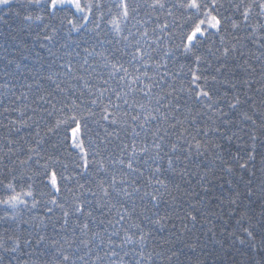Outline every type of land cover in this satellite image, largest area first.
Here are the masks:
<instances>
[{"label": "snow or ice", "instance_id": "1", "mask_svg": "<svg viewBox=\"0 0 264 264\" xmlns=\"http://www.w3.org/2000/svg\"><path fill=\"white\" fill-rule=\"evenodd\" d=\"M5 17L0 264H264V0Z\"/></svg>", "mask_w": 264, "mask_h": 264}, {"label": "trees", "instance_id": "2", "mask_svg": "<svg viewBox=\"0 0 264 264\" xmlns=\"http://www.w3.org/2000/svg\"><path fill=\"white\" fill-rule=\"evenodd\" d=\"M5 19H7L9 22L4 23L0 21V57L5 55V48L8 49V55L14 54L19 39H25L27 44L30 46L33 45V41L30 38H27L23 33L19 35L17 41H13L11 36L16 35V33L13 32V29L17 27V21L11 17H5ZM35 50L41 51L38 45H35ZM41 55H46V53L41 51ZM25 63H28L29 66H31L30 61H26ZM0 67H2V64H0ZM232 150H236L235 146H233ZM209 247H211V245H209ZM209 260L210 264H212V258H209ZM216 264H220V262H216Z\"/></svg>", "mask_w": 264, "mask_h": 264}]
</instances>
